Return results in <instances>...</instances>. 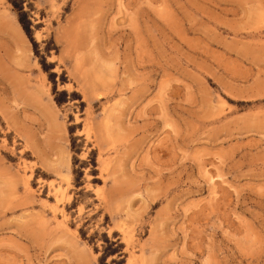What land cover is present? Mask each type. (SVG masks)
I'll use <instances>...</instances> for the list:
<instances>
[{
	"label": "rangeland",
	"instance_id": "obj_1",
	"mask_svg": "<svg viewBox=\"0 0 264 264\" xmlns=\"http://www.w3.org/2000/svg\"><path fill=\"white\" fill-rule=\"evenodd\" d=\"M24 5L48 70L0 0V264H264V0Z\"/></svg>",
	"mask_w": 264,
	"mask_h": 264
},
{
	"label": "trees",
	"instance_id": "obj_2",
	"mask_svg": "<svg viewBox=\"0 0 264 264\" xmlns=\"http://www.w3.org/2000/svg\"><path fill=\"white\" fill-rule=\"evenodd\" d=\"M13 5L14 8L16 9L17 13H18V19L19 22L21 23L23 29L25 30V32L27 33V35L29 36V38L31 39L32 43H33V47L35 50V54L38 55L40 57V63L42 64V67L45 70H48V65L45 62L44 58H42L41 55H39V51H38V45L39 42H36L34 36H33V30H32V22L27 18L28 16V10L25 9V1L26 0H9ZM56 101L58 104H62V99L56 96ZM118 244V245H122V243L119 242H111V244ZM111 251H116V250H111V249H107L105 251V254L110 253ZM120 254H122L120 252ZM120 260H113L112 263H117Z\"/></svg>",
	"mask_w": 264,
	"mask_h": 264
},
{
	"label": "bare ground",
	"instance_id": "obj_3",
	"mask_svg": "<svg viewBox=\"0 0 264 264\" xmlns=\"http://www.w3.org/2000/svg\"><path fill=\"white\" fill-rule=\"evenodd\" d=\"M20 26V25H19ZM17 28V27H16ZM21 28V27H20ZM19 29V28H18ZM22 29V28H21ZM20 32V29H19V31H18V33ZM21 33V32H20ZM19 35H21V34H19ZM22 36H23V34H22ZM21 37V36H20ZM24 37V36H23ZM61 194V193H60Z\"/></svg>",
	"mask_w": 264,
	"mask_h": 264
}]
</instances>
